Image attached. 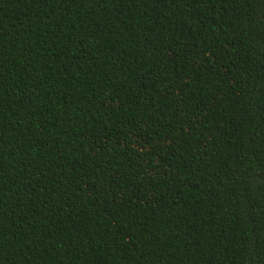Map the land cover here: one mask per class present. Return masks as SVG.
I'll return each mask as SVG.
<instances>
[{"label": "trees", "instance_id": "16d2710c", "mask_svg": "<svg viewBox=\"0 0 264 264\" xmlns=\"http://www.w3.org/2000/svg\"><path fill=\"white\" fill-rule=\"evenodd\" d=\"M0 264H264V0H0Z\"/></svg>", "mask_w": 264, "mask_h": 264}]
</instances>
